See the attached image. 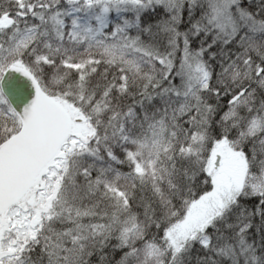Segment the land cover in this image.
Returning <instances> with one entry per match:
<instances>
[{
    "label": "snow or ice",
    "instance_id": "obj_1",
    "mask_svg": "<svg viewBox=\"0 0 264 264\" xmlns=\"http://www.w3.org/2000/svg\"><path fill=\"white\" fill-rule=\"evenodd\" d=\"M0 264H264V0H0Z\"/></svg>",
    "mask_w": 264,
    "mask_h": 264
}]
</instances>
